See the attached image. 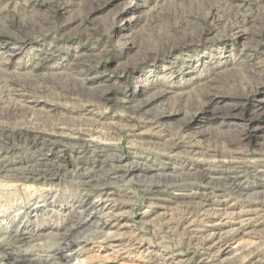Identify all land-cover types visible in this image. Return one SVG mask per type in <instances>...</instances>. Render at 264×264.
Returning <instances> with one entry per match:
<instances>
[{
	"label": "rangeland",
	"instance_id": "rangeland-1",
	"mask_svg": "<svg viewBox=\"0 0 264 264\" xmlns=\"http://www.w3.org/2000/svg\"><path fill=\"white\" fill-rule=\"evenodd\" d=\"M169 110L160 125L151 122ZM67 123L109 127L119 138L81 143L82 163L0 177V253H10L0 264L50 261L58 241L46 232L86 236L91 219L107 234L80 241L78 255L65 249V264L264 263L259 202L249 207L245 196L197 180L200 170L214 177L231 167L237 186L264 182V170L222 164L215 153L226 145L246 161L264 145V0H0V131L54 136L53 126ZM24 141L0 136V162L19 169L57 155ZM109 146L127 162L151 165L150 173L78 187L71 172L90 171L84 167ZM159 173L181 182L155 191ZM71 192L78 198L65 199ZM201 202L207 212L194 208ZM168 220L179 222L171 237L159 232Z\"/></svg>",
	"mask_w": 264,
	"mask_h": 264
},
{
	"label": "bare ground",
	"instance_id": "bare-ground-1",
	"mask_svg": "<svg viewBox=\"0 0 264 264\" xmlns=\"http://www.w3.org/2000/svg\"><path fill=\"white\" fill-rule=\"evenodd\" d=\"M242 89L244 90V88ZM243 90L241 91L243 92ZM246 94L247 92H244L243 96ZM155 100H156V97H151L147 99L146 101H144V103L140 104V106L138 107V110H142L144 106L154 103ZM229 105L233 106L235 105V103L232 102ZM174 113L175 111L173 110L157 113L153 116L151 122L160 125L162 122V117L165 114L171 115ZM58 126L59 125L53 126L54 136L31 134L29 133L30 131L25 129L26 127L22 128L18 126V127H15V129L13 128L11 130L9 129L7 130L5 127H3V129H1L0 131V136L4 137V139H9L12 145H15V142L21 141V140L31 141V142L39 141V143L42 146L46 147L48 150L54 151L55 154L57 155H52V156L43 155L37 159L31 158V159H27L26 161L24 160L22 161L23 163H21V165L19 164L20 165L18 167L19 169L13 167L11 163H8L6 161H5L6 164L4 161L0 162V177H7L8 171L15 173L21 169L28 170V168H33L37 166H53L55 164L56 165H60V164L70 165L74 163L75 164L82 163V161L84 160L85 153L84 151L78 150L79 148H82L81 143L89 142L92 144V141L101 140V139L104 141H110V140L117 141V139L119 138V133L116 132L114 129H111L109 127L104 128L99 125H95V123H89V124L72 123L71 125L67 123L60 127ZM244 129L245 128H241L242 131ZM71 135L72 137H69ZM71 138H74V139H71ZM227 142H229L230 144H234L236 140L232 139V140H228ZM223 145H224V142H223ZM72 148H77L75 150L76 152L74 151L73 155L68 153V151L71 152L70 149ZM4 151L5 152L9 151V149H6ZM230 151L231 149L226 145L222 146V149L215 150V153H217L216 156H219L222 158V160H220L222 164L227 163V165L233 166L234 163H242L245 167L250 166L255 172H258L259 170H264V167L261 168L258 166V164H256L258 161L264 162V145L260 146L257 149L255 153L256 155L250 156V158H248L246 161H244L245 159H241L237 155H234L233 152H230ZM92 153L94 154V151H92ZM96 156L97 157L91 161L92 162L91 166H88L87 168L84 167V169H88L93 172H90V171L81 172V171H74V170L71 172L70 178L74 181L75 184L78 185V187L80 186L89 187L92 185L99 186L102 188L110 187V185L112 184H117L118 182H122L128 176L130 177L146 176V174L148 175L150 173L149 171L152 168L151 165L146 164L144 162H139L138 160H134V159H132L131 162H127L125 159H123L117 153H115L114 147H111V146L102 148V150L100 149L97 152ZM97 162L99 164V167H95V164ZM256 167H258V170L255 169ZM220 168L221 167H219V169ZM224 169H226L227 171L221 172L220 170L218 175L214 177H211L208 175L207 172L200 170L198 174L196 173L198 177L197 180L200 181V183L206 181L207 184L212 183L215 186L222 187L224 190H229L230 192L236 193L240 196H245L246 198H248L245 201H246V205L249 207H251L253 203H257L258 201L259 204L256 207H259V209H256V211L257 210L264 211V182L258 183V184L256 183V185H253V186L252 185L245 186V187L237 186L234 183V178H235L234 174L236 173V171L231 167L224 168ZM42 172L48 173L45 170L39 173H42ZM44 175L45 174H43V176ZM154 182L155 183L152 184L151 189L158 191L159 189H162L163 185L165 186L170 185L172 187H177L178 183L181 182V178L180 176L175 175V174L159 173L158 180ZM73 195L75 198H78L74 193H72L71 195H64V196L66 199ZM75 198L72 199V202L70 203L72 206L77 204ZM17 202L18 201H15L16 204ZM203 203L204 202L200 203V207L195 206L194 208L197 210H204L205 212H207L206 209H203L202 207ZM37 205L39 207V205L41 204H37ZM85 205L86 207H89L91 206V203H87ZM79 207L80 206L78 207L75 206L76 209ZM36 211L39 212V209H37ZM246 212H248V210ZM178 224L179 222L177 221L176 225L172 226L169 220L163 221L162 223H160V228L158 227L160 229L159 232L163 235L165 234L171 237V235H174L176 233V228H178L177 227ZM104 226H105V223L102 222L100 219H91L87 227L88 234L86 236H80V237H77V236L74 237L65 232L56 234V232L53 233L52 231H47L45 238L50 239L52 238V236H56L58 245L56 249L54 250V253L51 254L52 259L50 261L46 259V261L43 264H65L63 260L64 259L63 252L65 249L70 248V250L74 251V255H78V252H77L78 249L75 248V245L78 244L80 241L83 243H89L92 240L103 238L107 234V232L102 230ZM183 233L187 234L184 231ZM15 237H17V239L19 240L24 238V237L17 236V235ZM187 238L189 242L193 240L190 235H188ZM195 239L197 241L196 242L197 247L203 249V251H206V252L209 251L211 245L209 244L207 245L205 242V239L203 240H199L198 238H195ZM181 240L182 238L178 240L179 243H181ZM262 244L264 247V240H262ZM0 254H1V260L6 261V259L9 258L10 253L7 254L6 252H4ZM262 254L264 257V253ZM31 259L32 258L28 256L14 257L12 260H9L7 264H26V262H29ZM238 262L239 261H232L229 264H239ZM254 264H264V263L260 262V263H254Z\"/></svg>",
	"mask_w": 264,
	"mask_h": 264
}]
</instances>
